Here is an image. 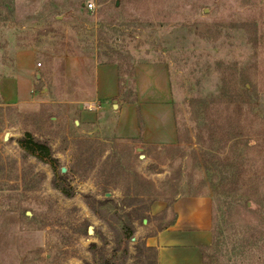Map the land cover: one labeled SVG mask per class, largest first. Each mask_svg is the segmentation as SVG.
I'll return each mask as SVG.
<instances>
[{
  "label": "rangeland",
  "instance_id": "374dc122",
  "mask_svg": "<svg viewBox=\"0 0 264 264\" xmlns=\"http://www.w3.org/2000/svg\"><path fill=\"white\" fill-rule=\"evenodd\" d=\"M11 37L47 65L65 54L114 61L126 88L133 63H165L178 141L137 151L91 137L98 143L76 159L62 106L1 108L0 264H140L135 244L171 221L175 197L192 194L212 200L217 243L205 264H264V0H0V38ZM26 131L56 161L25 151ZM107 155L135 174L143 194L129 206L123 175L106 194L97 185ZM88 196L107 203L91 211Z\"/></svg>",
  "mask_w": 264,
  "mask_h": 264
},
{
  "label": "crops",
  "instance_id": "0c3cea01",
  "mask_svg": "<svg viewBox=\"0 0 264 264\" xmlns=\"http://www.w3.org/2000/svg\"><path fill=\"white\" fill-rule=\"evenodd\" d=\"M130 78L126 88L118 63L79 54H65L58 63L53 58L47 65L38 60L36 48L0 38V108L53 103L64 108L77 137L124 139L143 149L176 144L167 65L135 62ZM4 134L0 126V141ZM170 208L175 218L148 235L145 244L156 248L157 264H202V248L212 239L211 197L177 196Z\"/></svg>",
  "mask_w": 264,
  "mask_h": 264
},
{
  "label": "trees",
  "instance_id": "16d2710c",
  "mask_svg": "<svg viewBox=\"0 0 264 264\" xmlns=\"http://www.w3.org/2000/svg\"><path fill=\"white\" fill-rule=\"evenodd\" d=\"M114 62V61H113ZM131 76V75H130ZM9 107H6L8 109ZM1 109V108H0ZM1 126V124H0ZM98 143V140L91 139V138H83V137H77L72 140V144L74 146V154L76 159H79L81 155L87 156L94 144ZM104 143V142H103ZM20 144L22 145L23 149L27 151L30 155L40 159V160H48V161H56V159L52 155V150L49 145H47L45 142L35 138L30 132L26 131L24 134V138L20 140ZM99 144H102L101 142ZM93 145V146H92ZM150 149L154 148L155 146H148ZM101 151V150H100ZM101 154V153H100ZM98 170L101 176L105 178L103 182H100L97 184L102 188L103 194H106L108 191V188L113 185L114 187L116 184H112L113 181L110 177H117L123 175V178L127 180L125 184V189L128 192V195H130V199L127 200L126 204L129 206L132 203V197L131 194L138 195L143 194L137 189V182H135V174H127L124 173V168L121 167L120 159L110 155H107L105 159H103L99 166ZM122 173V174H121ZM130 178H132L130 180ZM56 188L60 189L62 191V187L60 184H56ZM126 192V194H127ZM146 195H149L148 191L144 192ZM70 195V194H69ZM107 203L106 200H96L93 196H88L86 200V204L89 206L91 211H95V204L101 206H104ZM171 205V204H170ZM172 211V209H171ZM175 218V214L172 211V219ZM170 221V222H171ZM161 229V227L159 228ZM84 234H87V228L84 229ZM128 238L130 239L133 234L130 232L127 234ZM217 243V240L215 238V234H212V239L210 244ZM210 246V245H208ZM205 248V247H204ZM202 248V264H205V258L203 254ZM135 249V257L138 258V261L140 264H157V250L153 246H148L144 242L136 243L134 246ZM90 250L92 251V254L95 255V250L99 251L101 253L102 248L97 247L96 244L92 243L90 244ZM103 257V263L102 264H118V262H112L111 260H108ZM84 264H97V263H91L88 261H85Z\"/></svg>",
  "mask_w": 264,
  "mask_h": 264
},
{
  "label": "built area",
  "instance_id": "2783aa9c",
  "mask_svg": "<svg viewBox=\"0 0 264 264\" xmlns=\"http://www.w3.org/2000/svg\"><path fill=\"white\" fill-rule=\"evenodd\" d=\"M85 6H86V9L90 10V11L95 9V4H94L93 1H90V2L86 3ZM36 65L39 66L40 63H37Z\"/></svg>",
  "mask_w": 264,
  "mask_h": 264
},
{
  "label": "water",
  "instance_id": "95a60500",
  "mask_svg": "<svg viewBox=\"0 0 264 264\" xmlns=\"http://www.w3.org/2000/svg\"><path fill=\"white\" fill-rule=\"evenodd\" d=\"M117 4H118V1L116 2V5H117ZM7 137H8V134L5 133V134H4V139H7ZM141 149H142V148H140V147H137V148H136L137 151H140ZM63 170H64V168H62V171H63ZM27 214H28V212H27Z\"/></svg>",
  "mask_w": 264,
  "mask_h": 264
}]
</instances>
